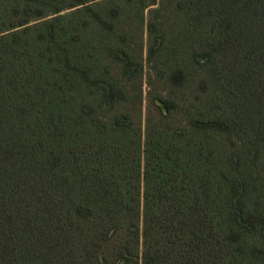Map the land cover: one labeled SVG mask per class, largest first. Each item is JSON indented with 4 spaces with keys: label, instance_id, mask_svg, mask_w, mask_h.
<instances>
[{
    "label": "trees",
    "instance_id": "1",
    "mask_svg": "<svg viewBox=\"0 0 264 264\" xmlns=\"http://www.w3.org/2000/svg\"><path fill=\"white\" fill-rule=\"evenodd\" d=\"M92 1L0 2V264H264V0Z\"/></svg>",
    "mask_w": 264,
    "mask_h": 264
},
{
    "label": "rangeland",
    "instance_id": "2",
    "mask_svg": "<svg viewBox=\"0 0 264 264\" xmlns=\"http://www.w3.org/2000/svg\"><path fill=\"white\" fill-rule=\"evenodd\" d=\"M75 0H64L63 5L67 6L62 14L73 13L74 11L84 7L85 5L78 6H69L74 3ZM99 3H102L104 0H97ZM97 1L89 2L90 5H96ZM158 1V0H157ZM2 3L9 4L10 0H0ZM156 6H150L144 11L145 21L144 24L138 26L131 30V21L124 18L125 24L121 26V31L125 32L128 37H132V47L136 50V54L141 64L142 74L137 78L131 81H124L120 79V84L122 88L126 90L129 96L132 97L131 104L129 107H132L134 103L135 109L138 116L141 119L142 126L145 125L146 115L148 109H153V104H160V99L167 97V92L170 88V79L169 75L178 69L179 67L187 68L191 72V79L194 81V86L197 84L199 76H196L195 72L197 71V65L191 64L187 56V53H184L183 50L177 52L176 55L169 51H162L153 60H148V47L147 42V29H148V19H149V10L155 9ZM47 18H51L50 13L47 14ZM43 20V19H42ZM41 21V20H40ZM40 21H34L28 26H33ZM161 24V23H160ZM160 26V25H159ZM195 71V72H194ZM141 95V101L137 104L133 101L134 97ZM179 94L177 99L183 102V99H192L193 96L188 94Z\"/></svg>",
    "mask_w": 264,
    "mask_h": 264
}]
</instances>
